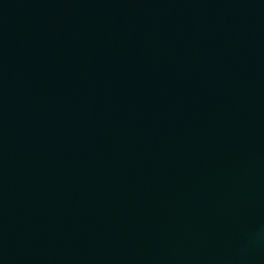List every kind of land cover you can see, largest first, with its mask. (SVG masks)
<instances>
[{"label":"water","instance_id":"water-1","mask_svg":"<svg viewBox=\"0 0 264 264\" xmlns=\"http://www.w3.org/2000/svg\"><path fill=\"white\" fill-rule=\"evenodd\" d=\"M0 264H264V0H0Z\"/></svg>","mask_w":264,"mask_h":264}]
</instances>
